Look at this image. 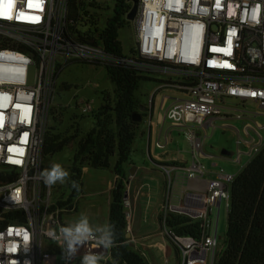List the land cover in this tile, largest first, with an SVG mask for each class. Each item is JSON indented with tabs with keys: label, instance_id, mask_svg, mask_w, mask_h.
Here are the masks:
<instances>
[{
	"label": "built area",
	"instance_id": "2783aa9c",
	"mask_svg": "<svg viewBox=\"0 0 264 264\" xmlns=\"http://www.w3.org/2000/svg\"><path fill=\"white\" fill-rule=\"evenodd\" d=\"M72 1L0 0V264H66L45 233L69 223L65 217L76 212L78 199L52 203L54 188L45 185L41 173L47 118L58 95L65 98L61 77L73 64L149 79L156 85L150 116L157 92H179L178 98L163 97L160 124L168 120L187 130L191 157L155 163L165 182L159 222L179 250L177 264H216L221 206L230 208L232 185L246 165L214 173L203 162L205 143L217 121L247 120L244 132L237 130L232 163L242 165L244 158L249 163L264 149V126L254 121L264 115V0H139L130 24L133 44L120 55L99 44L107 21L101 8L88 0H75L73 7ZM72 10L77 19L69 18ZM91 85L98 87L95 81ZM251 105L258 110H248ZM75 110L92 114L94 101L77 100ZM165 138L157 149L166 150L171 138ZM128 184L131 235L135 207ZM14 191L20 203L11 199ZM172 214L199 223V236L167 228ZM87 254L107 261L111 249L89 241L70 264H81Z\"/></svg>",
	"mask_w": 264,
	"mask_h": 264
},
{
	"label": "trees",
	"instance_id": "16d2710c",
	"mask_svg": "<svg viewBox=\"0 0 264 264\" xmlns=\"http://www.w3.org/2000/svg\"><path fill=\"white\" fill-rule=\"evenodd\" d=\"M72 2V6H76L75 0ZM138 8L139 0H115L114 13L107 19L99 40V44L108 53L122 54L119 32L130 26V18L133 19ZM77 17L76 11L72 10L69 18ZM72 29L71 24L69 30ZM107 75L114 86V101L103 104L94 111L92 128L84 138L56 140L46 136L43 169L50 168L49 160L65 148L74 149L69 173L71 180L76 181L80 187L79 190L72 188L71 180L66 183L70 200L78 199L83 194L86 168L108 170L113 167L116 181L112 190L109 223L115 225L118 246L111 249L110 264H149L128 243L124 198L129 177L128 167L134 165L131 159L133 146L142 133L147 117V108L140 93L146 94V90L142 89L150 80L126 74L124 70ZM114 157L116 162L112 166L111 159ZM154 163L159 162L154 160ZM7 221L16 220L8 218ZM167 228L180 236L198 237L200 234L199 223L180 215H170ZM166 239L178 253L173 240L170 237ZM225 243L226 247L216 264H264V149L238 173L232 185Z\"/></svg>",
	"mask_w": 264,
	"mask_h": 264
},
{
	"label": "rangeland",
	"instance_id": "374dc122",
	"mask_svg": "<svg viewBox=\"0 0 264 264\" xmlns=\"http://www.w3.org/2000/svg\"><path fill=\"white\" fill-rule=\"evenodd\" d=\"M95 2L101 8V15L104 20L112 16L114 13L115 0H88ZM134 29L133 26H127L119 32V40L125 52H128L129 48L133 44ZM93 81L98 83V87L94 88L91 84ZM61 90H65V98L62 95H58L56 103L53 105L52 110L49 112L46 123V136L48 138L56 140H67L74 138L80 140L90 131L93 125L94 113L83 115L79 111L75 110V104L77 100H93L94 110H97L101 105L112 103L114 101V86L110 82L105 70L94 66L84 64H73L68 66L61 77ZM156 85L153 83H145L143 91L146 90V94H141V100L144 105H147L148 117L145 118L143 123V130L145 131V137L141 138V134L136 138L133 146V152L131 159L135 160L138 165L142 166L144 170V176L142 180L138 182H131V193L134 186L141 183H146L148 186L144 189L150 192L151 199L148 206L151 211H157L159 205L162 203L164 195V176L159 172L151 171L152 162L148 154L149 142L147 131L149 126H152V140H151V153L154 159L160 158V154L172 153L181 156L184 161H190V144L188 141V133L186 129L173 127L170 121L166 120L164 124H158L159 113H164L161 110V104L164 96L171 98H178L180 94L177 90L166 89L161 90L155 95V106L153 117L150 123V99L154 94ZM150 94V95H148ZM74 102V103H73ZM72 104L69 108L58 107V104L68 105ZM169 102L166 108L169 107ZM57 109L55 110V108ZM248 110L257 111L255 106H247ZM254 121L264 126V115L254 117ZM247 120H219L215 123L216 128H208V138L205 143L204 152L207 155L214 156V158H204L205 165L214 173L220 171V168L227 169L228 171L237 172L238 169L248 164L249 159L244 158L242 165L232 163L235 158L236 152V140L237 130L241 133L244 132L245 123ZM165 134H169L171 138L170 144L166 146V150H159L156 148V143L160 141L165 144ZM260 134L264 138V130L260 131ZM161 135V136H158ZM225 149L232 153L231 161L222 159L220 157L221 151ZM74 155V149L72 147L65 148L61 153L56 154L49 160L50 167L54 163L61 164L65 169L69 171L71 160ZM116 157L111 159L112 166L115 165ZM217 163L218 167H212V164ZM129 169V167H128ZM127 171V170H126ZM128 175L129 172L127 171ZM134 174V171L132 172ZM114 179L113 167L108 170H94L88 168L83 175L84 192L80 198V209L74 214L66 215V220L69 223L74 222L79 218L80 214H86L93 223H109L110 212V196L108 189L109 182ZM130 181V180H129ZM115 185V184H114ZM129 185V184H128ZM54 192L51 202H57L62 198L68 197L70 191L65 184L61 185L57 183L53 185ZM114 188V186H113ZM113 190V189H112ZM147 199H144L146 205ZM135 214V219H136ZM226 224L227 213L222 210L220 224H219V251L220 254L225 249L226 240ZM134 227V224H133ZM169 247L172 248L170 245ZM111 257L107 256V262L105 259L101 260L100 264H110ZM178 258L176 251L172 248L167 260V264H177ZM164 260H158L155 264H166Z\"/></svg>",
	"mask_w": 264,
	"mask_h": 264
},
{
	"label": "crops",
	"instance_id": "0c3cea01",
	"mask_svg": "<svg viewBox=\"0 0 264 264\" xmlns=\"http://www.w3.org/2000/svg\"><path fill=\"white\" fill-rule=\"evenodd\" d=\"M163 116H164V113H159L158 119H157L158 124L161 123ZM152 117L153 115L150 116L149 124H151ZM145 135H146L145 131L143 130L140 136L141 138H144ZM147 136H148V142H149L148 154L151 159V162L153 163L151 171L160 173V171L157 169V166L154 163V160H156L157 162H167V161H172L175 159H178V160L181 159L184 161V159L181 156L175 155L172 153H167V152L166 153L163 152L162 154H160L161 157L158 158V160L154 159L151 153L152 126L151 127L149 126V129L147 131ZM158 136H161V135H158ZM231 156H232V153H230L229 151L225 149L221 151L220 157L222 159H227L231 161ZM206 158H214V156L207 155ZM132 163L134 165L130 166L128 169V172H129L128 180H130L131 182L139 183L144 176L143 169L145 168L138 165L137 162L133 159H132ZM216 166L218 167L217 163L212 164V167L215 168ZM132 169L134 171V174L130 173ZM86 170H88V168H86L84 172H86ZM115 181H116V175L114 174V179L113 181L109 182L108 189L106 190V192H109L111 194L110 202H111V197H112V189L115 184ZM147 186L148 184L146 183H141L139 185H136L133 188L134 191H132L131 193L132 199L134 201V207H135L134 216L135 214L137 216H136V219L134 217V223H133L134 227L132 230L131 238L129 239L130 240L129 245L134 250L138 251L142 256H144L149 262V264H155L156 262H158L159 259L164 260L165 261L164 263L167 264L166 260L168 257L166 256V252H164L163 250L164 249L165 251L167 250L170 255L172 248L169 247L170 245L168 244V241L162 231V228L159 222V213H160L162 203L159 205L157 211L155 212L151 211V208L148 206L149 201L151 199L150 192L144 190ZM82 195L78 198V206H77L76 212H78L80 209V198L82 197ZM144 199H147L146 205L143 204ZM222 210H224L227 213V218H228L229 209H226L224 205L221 206L220 218H221ZM219 224H220V220H219ZM226 227H227V224H226Z\"/></svg>",
	"mask_w": 264,
	"mask_h": 264
},
{
	"label": "clouds",
	"instance_id": "9594fccd",
	"mask_svg": "<svg viewBox=\"0 0 264 264\" xmlns=\"http://www.w3.org/2000/svg\"><path fill=\"white\" fill-rule=\"evenodd\" d=\"M43 182L51 187L57 183L63 185L71 180L70 173L61 164L54 163L41 173ZM72 188L79 190L80 185L71 180ZM11 199L15 203L21 202L19 192L14 191ZM61 249V255L66 264L79 252L80 248L89 241H95L104 249L118 246L117 232L114 224L93 223L86 214L81 213L72 223L61 225L58 228H49L45 233ZM102 256L96 254L84 255L81 264H100Z\"/></svg>",
	"mask_w": 264,
	"mask_h": 264
},
{
	"label": "water",
	"instance_id": "95a60500",
	"mask_svg": "<svg viewBox=\"0 0 264 264\" xmlns=\"http://www.w3.org/2000/svg\"><path fill=\"white\" fill-rule=\"evenodd\" d=\"M130 20H132V18H130ZM224 153H226V152H224ZM133 169H135V168H133ZM133 169H132V171L130 172L131 174H133L132 172H133ZM125 200H127L128 199V193L126 192V194H125V198H124ZM128 239H130L131 238V235L130 234H128L127 233V236H126Z\"/></svg>",
	"mask_w": 264,
	"mask_h": 264
},
{
	"label": "bare ground",
	"instance_id": "6f19581e",
	"mask_svg": "<svg viewBox=\"0 0 264 264\" xmlns=\"http://www.w3.org/2000/svg\"><path fill=\"white\" fill-rule=\"evenodd\" d=\"M59 105H60V104H58V107H59ZM59 108H61V107H59ZM56 109H57V107L55 108V110H56Z\"/></svg>",
	"mask_w": 264,
	"mask_h": 264
},
{
	"label": "snow or ice",
	"instance_id": "6c2138e0",
	"mask_svg": "<svg viewBox=\"0 0 264 264\" xmlns=\"http://www.w3.org/2000/svg\"><path fill=\"white\" fill-rule=\"evenodd\" d=\"M9 2H11V0H9ZM38 19V18H37Z\"/></svg>",
	"mask_w": 264,
	"mask_h": 264
}]
</instances>
